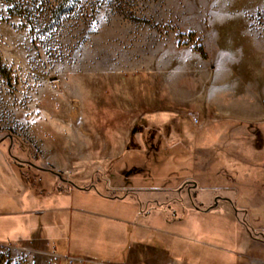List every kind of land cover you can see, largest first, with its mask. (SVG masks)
Returning a JSON list of instances; mask_svg holds the SVG:
<instances>
[{
    "label": "rangeland",
    "instance_id": "374dc122",
    "mask_svg": "<svg viewBox=\"0 0 264 264\" xmlns=\"http://www.w3.org/2000/svg\"><path fill=\"white\" fill-rule=\"evenodd\" d=\"M221 15L264 37V0H0V264H264L263 104L197 103Z\"/></svg>",
    "mask_w": 264,
    "mask_h": 264
},
{
    "label": "crops",
    "instance_id": "0c3cea01",
    "mask_svg": "<svg viewBox=\"0 0 264 264\" xmlns=\"http://www.w3.org/2000/svg\"><path fill=\"white\" fill-rule=\"evenodd\" d=\"M207 22L215 49L211 54L219 55V63L211 71L208 84L197 81V103L257 102L264 108V37L252 31L244 16L221 15ZM227 110L228 106L224 112Z\"/></svg>",
    "mask_w": 264,
    "mask_h": 264
},
{
    "label": "built area",
    "instance_id": "2783aa9c",
    "mask_svg": "<svg viewBox=\"0 0 264 264\" xmlns=\"http://www.w3.org/2000/svg\"><path fill=\"white\" fill-rule=\"evenodd\" d=\"M255 22L258 23L256 26L257 30L264 32V22H261L259 20H255Z\"/></svg>",
    "mask_w": 264,
    "mask_h": 264
},
{
    "label": "trees",
    "instance_id": "16d2710c",
    "mask_svg": "<svg viewBox=\"0 0 264 264\" xmlns=\"http://www.w3.org/2000/svg\"><path fill=\"white\" fill-rule=\"evenodd\" d=\"M61 2H62V1H61ZM22 11H24V9H22V8H21V10H19V12H18V13L20 14Z\"/></svg>",
    "mask_w": 264,
    "mask_h": 264
},
{
    "label": "water",
    "instance_id": "95a60500",
    "mask_svg": "<svg viewBox=\"0 0 264 264\" xmlns=\"http://www.w3.org/2000/svg\"><path fill=\"white\" fill-rule=\"evenodd\" d=\"M60 175V174H59Z\"/></svg>",
    "mask_w": 264,
    "mask_h": 264
}]
</instances>
